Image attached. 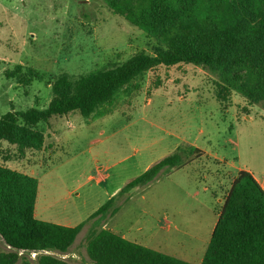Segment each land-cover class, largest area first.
Masks as SVG:
<instances>
[{
	"label": "rangeland",
	"instance_id": "374dc122",
	"mask_svg": "<svg viewBox=\"0 0 264 264\" xmlns=\"http://www.w3.org/2000/svg\"><path fill=\"white\" fill-rule=\"evenodd\" d=\"M154 42L105 0H0V115L45 108L51 77L119 64L136 52H152ZM19 64L22 73L32 67L45 77L25 85L9 76ZM214 80L198 65H159L120 90L103 112L73 111L40 122L45 146L24 159L3 141L0 162L38 178V218L77 224L115 197L98 227L199 264L236 173L250 168L264 181V102L249 104L235 92L225 106ZM178 149L179 166L120 192ZM88 232L82 229L62 256L94 264ZM9 249L0 235V251Z\"/></svg>",
	"mask_w": 264,
	"mask_h": 264
},
{
	"label": "trees",
	"instance_id": "16d2710c",
	"mask_svg": "<svg viewBox=\"0 0 264 264\" xmlns=\"http://www.w3.org/2000/svg\"><path fill=\"white\" fill-rule=\"evenodd\" d=\"M105 2L155 41L152 52L139 51L119 64L77 77L53 76L47 80L53 94L47 107L12 108L1 114L0 144L7 141L13 146L17 159L44 148L46 136L38 127L40 122L73 111L84 116L103 112L100 108L120 90L159 65L185 63L207 69L215 76L216 96L225 106L232 103L235 92L249 104L264 102V0ZM22 69L17 65L9 76L25 85L45 77L32 67L23 73ZM189 150L202 154L197 147ZM182 154L178 149L165 156L120 192L149 182L166 166H179ZM38 188L37 177L0 162V235L10 247L0 251V264H73L62 255L69 252L87 221L97 217L99 221L108 214L115 198L85 221L67 226L35 215ZM98 225L95 222L86 238L94 264H196ZM31 251L39 252L36 258L30 257ZM199 264H264V188L249 170L241 169L233 177Z\"/></svg>",
	"mask_w": 264,
	"mask_h": 264
},
{
	"label": "crops",
	"instance_id": "0c3cea01",
	"mask_svg": "<svg viewBox=\"0 0 264 264\" xmlns=\"http://www.w3.org/2000/svg\"><path fill=\"white\" fill-rule=\"evenodd\" d=\"M242 169H246V170H249L250 172H252L253 175L257 178V180L260 182V184H261V185L263 186V188H264V181L261 180V179L255 174V172H254L252 169H250V168H242ZM18 170H19V169H18ZM24 170H26V169H24ZM20 171H22V170H20ZM23 172H25V171H23ZM26 173H28V172H26ZM28 174H29V173H28ZM31 175H32V174H31ZM35 209H36V208H35ZM94 211H95V210H94ZM94 211H93V212H94ZM93 212H91L90 214H87L88 216H84V218H82L77 224H79V223L85 221L86 219H88V217H89ZM35 215H36V211H35ZM36 216H37V215H36ZM98 219H99V217L94 218V219H92L91 221H87V223L83 226L82 229L85 228V230L88 229V231H89V230L93 227V225L95 224V222L98 221ZM57 223H59V224H63V225H67V226H75V225H77V224H69V223H61V222H57Z\"/></svg>",
	"mask_w": 264,
	"mask_h": 264
},
{
	"label": "built area",
	"instance_id": "2783aa9c",
	"mask_svg": "<svg viewBox=\"0 0 264 264\" xmlns=\"http://www.w3.org/2000/svg\"><path fill=\"white\" fill-rule=\"evenodd\" d=\"M24 251H21L20 253H23ZM40 252H42V251H40ZM45 252H50V251H45ZM39 252L38 251H31L30 252V256H32L33 258H36V256H37V254H38Z\"/></svg>",
	"mask_w": 264,
	"mask_h": 264
}]
</instances>
